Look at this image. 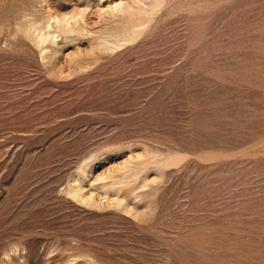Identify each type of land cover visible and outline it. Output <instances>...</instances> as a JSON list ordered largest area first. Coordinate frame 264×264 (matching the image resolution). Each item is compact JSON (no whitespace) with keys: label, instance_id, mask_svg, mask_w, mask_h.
Returning <instances> with one entry per match:
<instances>
[{"label":"rangeland","instance_id":"1","mask_svg":"<svg viewBox=\"0 0 264 264\" xmlns=\"http://www.w3.org/2000/svg\"><path fill=\"white\" fill-rule=\"evenodd\" d=\"M0 264H264V0H0Z\"/></svg>","mask_w":264,"mask_h":264}]
</instances>
